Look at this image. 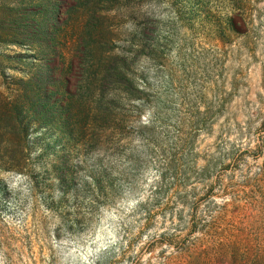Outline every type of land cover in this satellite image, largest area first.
Instances as JSON below:
<instances>
[{
	"label": "rangeland",
	"instance_id": "1",
	"mask_svg": "<svg viewBox=\"0 0 264 264\" xmlns=\"http://www.w3.org/2000/svg\"><path fill=\"white\" fill-rule=\"evenodd\" d=\"M0 264H264V0H0Z\"/></svg>",
	"mask_w": 264,
	"mask_h": 264
},
{
	"label": "trees",
	"instance_id": "2",
	"mask_svg": "<svg viewBox=\"0 0 264 264\" xmlns=\"http://www.w3.org/2000/svg\"><path fill=\"white\" fill-rule=\"evenodd\" d=\"M17 110V109H16Z\"/></svg>",
	"mask_w": 264,
	"mask_h": 264
}]
</instances>
